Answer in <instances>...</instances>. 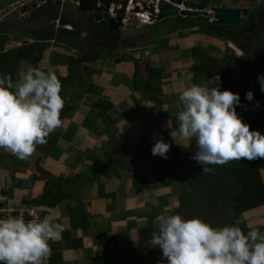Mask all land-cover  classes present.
<instances>
[{"label":"crops","instance_id":"obj_1","mask_svg":"<svg viewBox=\"0 0 264 264\" xmlns=\"http://www.w3.org/2000/svg\"><path fill=\"white\" fill-rule=\"evenodd\" d=\"M13 1L15 0H0V10ZM241 1L223 0L224 5L219 7L238 8ZM37 18L40 17L14 18V27L10 24L14 19L0 21V25H3L0 36H7L4 49L34 41V31L50 21L47 16L46 23ZM13 28L16 33L13 32ZM20 29L25 30L21 36L18 31ZM225 45L227 44L223 39L193 32L173 35L170 39L155 44L150 43L145 50L149 56L143 62L129 58L121 62L97 57L87 59L89 64L86 66L91 72L89 80L101 90V94L84 95L79 101L72 97L68 99L69 107L64 115H60L61 127L47 137L51 143L53 142V145L47 147V152L42 151L44 144L37 145L35 152L27 159H19L13 154L14 160L7 157L0 160V192L5 193L12 204L19 205L23 200L39 196L46 183L55 185L58 183L66 194L67 197L61 203L49 209L50 212L48 210L53 223H60L63 226L60 238L50 241L52 264H94L96 258H101L105 254H112L114 264H125L127 258H130L127 251L138 246V231L147 226H152L153 231L156 230L153 221L157 215H153L152 208L156 209L158 215H171L178 207V196L187 193L200 195L214 191L205 184L196 185V180L190 182V186L182 180H172L168 187H163L156 178H152L148 181L146 189L136 195L132 192L133 176L125 170L119 169L116 175L110 176L97 173L95 174L97 180L93 181L95 185L88 188H84L86 176L83 178L78 175L86 166L101 162L106 152L116 153L131 160L143 157L146 160L150 159L151 162L155 156L151 154L150 149L159 139L170 145L169 156L180 153L189 161V157L197 151L195 138L185 141L172 138L169 134L178 128L177 114L183 109L179 101L180 93L193 84L209 88L219 87L220 90L221 88L225 90L224 86L229 85L226 76L223 80V75L220 83L217 77H212L208 73L213 65L211 62L205 65L208 72H204V69L200 68L199 60L192 56V48L198 49L214 61H220L226 54ZM41 46L43 50L41 61L37 64L31 59L19 61L13 84L22 79L30 67L39 68L46 73L53 72L58 78H65L68 75L69 65L75 76H80L87 70L83 67L80 69L86 59L82 62L78 60L80 61L76 63L78 66L74 67V64L70 63L72 61H67L61 54L71 48H61L53 39L43 41ZM81 52L90 53L88 50ZM82 53L75 56L78 58ZM87 56L86 54L85 57ZM137 65L139 75L135 76ZM151 68L161 69L159 74L150 80L151 87L160 89V92L156 91L147 96L146 82L149 80ZM99 98L113 105L110 114L115 124V137H108L99 110L92 107ZM156 98L160 101L159 105L156 104ZM142 107L146 108L145 112L139 111ZM240 117L246 123V117ZM0 153L4 155L11 152L0 148ZM156 157L160 159V156ZM37 166L50 174L44 177L43 181H35L33 178L35 175H41L36 171ZM257 169L264 186V159L257 163ZM193 172L197 170L193 169ZM91 174L92 172L88 174L87 179ZM65 179H72L71 185H63ZM98 183L104 185L103 193L113 196L111 198L99 196ZM196 200L194 199V203ZM206 201L213 203L211 206H217L215 201ZM194 203L192 210L186 213L183 211L181 214L185 219L197 208ZM69 207L83 209L82 212L90 221L89 226L73 228ZM214 214L211 219L203 216L204 220L212 221ZM240 222L247 228L262 227L261 232L264 233V205L239 214L234 220V226ZM146 248L144 254H147L154 264H167L158 247L148 245Z\"/></svg>","mask_w":264,"mask_h":264},{"label":"clouds","instance_id":"obj_2","mask_svg":"<svg viewBox=\"0 0 264 264\" xmlns=\"http://www.w3.org/2000/svg\"><path fill=\"white\" fill-rule=\"evenodd\" d=\"M46 1L41 4L36 3L39 6L33 9L30 15L47 16L50 18L49 23L46 24L49 27L55 20L64 32L75 34L70 18L59 16V13H56L54 18L47 13L36 14L39 9H43ZM83 1L86 5H90V8L84 11H91L92 14L96 1L91 4L88 0ZM13 2L0 10V16L5 14L6 10L9 11L7 14L13 13L18 6L24 5L16 6ZM49 2L51 3L52 0ZM184 4L177 6L181 11L193 12L187 16L208 14L203 12L205 7L203 10L196 11L186 8ZM75 6L82 9L79 0H76ZM257 6L258 4H254L251 8L241 9L230 7L238 11L239 21L234 25L218 22L214 17L212 8L227 7L212 6L210 12L213 14V19L207 22L214 25L234 26L232 27V33H234L236 27L242 26L243 21L246 22L245 14L253 13V9ZM97 9L101 12L107 8L97 3ZM109 14L112 18V14L110 12ZM21 15L17 16L30 18L27 16L29 13ZM61 18L70 23L61 24ZM157 19L158 17L152 23L146 22L141 25L151 26L159 22ZM135 21L139 24L138 20ZM240 22L242 24H239ZM80 33L82 34L80 40H82L85 34L82 29ZM62 37L69 36L53 34L54 41H60ZM223 40L227 44L225 52L230 54L234 49H231L228 44L233 45V43L228 39ZM66 44L68 46L65 47L76 50L67 42ZM226 54L220 61L212 60L211 64L214 62L217 64L211 66L218 69L217 65L225 61ZM148 56L149 53L144 52L143 60ZM124 57L129 58V56ZM134 60L141 62L136 58ZM212 77L219 78L218 75ZM257 80L260 83V91L264 92V75H258ZM61 89V81L55 73H46L34 67H30L22 79L15 84L8 74L0 77V148L23 160L35 152L37 145L47 143L49 134L62 125L60 113L64 108L65 100L60 95ZM245 99L251 101L253 93L246 92ZM179 101L183 109L177 114L178 128L169 134L172 138L185 141L195 138L197 151L191 159L201 166L202 172L211 171L208 165L223 166L235 160L243 159L251 162L264 159V134L250 130V126L237 113L236 108L241 103L238 93L227 89L221 91L219 87L209 88L193 84L180 93ZM256 103L258 106L259 101ZM169 150L170 145L163 139L156 140L150 149L153 156L164 159H167ZM39 208H45L48 216L30 221H26L22 215L0 219V264H44L46 258L50 256L49 241L60 238L63 226L60 223H53L47 207ZM153 223L156 230L151 233L149 244L161 250L167 264H264V233L258 228H251L245 234L239 226L225 225L214 228L199 218L184 219L179 214L157 215Z\"/></svg>","mask_w":264,"mask_h":264},{"label":"trees","instance_id":"obj_3","mask_svg":"<svg viewBox=\"0 0 264 264\" xmlns=\"http://www.w3.org/2000/svg\"><path fill=\"white\" fill-rule=\"evenodd\" d=\"M105 1V0H104ZM110 2L111 0H106ZM45 14V9H39L36 14ZM51 12H47L50 14ZM88 16L92 18L91 11H87ZM56 15V11L50 14L51 17ZM85 21V20H84ZM88 21V20H87ZM244 23V21H243ZM88 24V23H87ZM239 24H242L241 22ZM237 24V25H239ZM89 25V24H88ZM236 25V26H237ZM99 27H104L103 25H99ZM108 27V26H107ZM197 30L199 33L205 34L207 36H218L222 39H228L232 37L234 40V36H232V27L234 26H223L219 24H197ZM107 29V28H106ZM109 29V30H108ZM107 31L112 32L108 27ZM90 28L82 29L83 34H87ZM35 40L30 43H25L19 46L10 47L4 49V44L6 42L7 36H0V77L8 74L11 76L12 81L14 80V74L18 70V63L21 60L31 59L34 64H37L42 59V46L41 42L53 39V34L51 32V28L48 25H43L40 28H37L34 31ZM241 37V34L239 35ZM61 39L66 40L70 47L78 50L79 52L88 50L91 52L93 46L81 42L80 38L70 39V37H62ZM233 40V41H234ZM238 46L241 43H237ZM91 48V49H90ZM98 49L97 47H95ZM100 49V48H99ZM95 52V49H94ZM93 52V54H94ZM264 53V51H263ZM192 56L196 57L200 62V68L204 69V72H208L205 68L207 63L213 62L211 58H209L206 54L199 51L196 48H192ZM226 59H228L229 53L226 54ZM264 58V57H263ZM125 57H120L116 59V62L124 61ZM264 64V60H262ZM213 64H217L214 62ZM212 67L208 72L211 76L218 75L219 78L223 77V73L221 71H213ZM86 69V68H84ZM216 69V68H215ZM69 73L65 78H58L61 81L62 89L60 92L61 97L65 100L64 108L61 111L60 115H64L66 110L68 109V99L70 97L75 100H81L84 95H96L99 96L101 94V90L92 84V82L88 78L87 70L83 71L80 76H75L71 65H69ZM136 75H139V66H136ZM161 69L157 70L155 68H151L149 71V80L146 82V94L147 96L151 95V93H155L156 91L160 92V89H153L150 85V80L158 73ZM85 74L87 77H85ZM159 74V73H158ZM136 88V87H135ZM226 89V87H224ZM77 89V91L75 90ZM221 90H224L221 88ZM263 100L264 98H256V102L259 100ZM156 104L159 105L160 101L156 98ZM263 101H259V104L263 103ZM257 105V103H255ZM93 108L99 110V115L102 118L105 127L106 133L108 137H115V124L110 114V111L113 109V105L111 102L106 101L105 99L99 98L96 103L92 105ZM242 107V106H241ZM241 109V108H240ZM139 111L145 112L146 108H139ZM254 112L253 115H247L246 123L250 126V130L259 131L261 134H264V106H259ZM238 113V111H237ZM240 114V113H238ZM53 145L49 139H47V143L44 144L42 151L47 152L48 146ZM125 149H130L125 147ZM138 151V150H137ZM141 152V151H138ZM180 153L175 154L174 156H169L167 153V159L176 158ZM7 157L10 160H14V155L12 153L1 154L0 159ZM160 159H164L160 157ZM263 159H256L253 161L247 160H235L227 163L223 166H214L213 170L208 173L203 172V179L205 180V185L210 186L214 189V191H207L206 194H195L187 193L177 197L178 207H176L171 215L174 214H183V211L186 213L188 210L193 209L194 199H197L194 203L196 207H198L199 215H203L204 217H210L214 211L219 213L222 224L233 226V221L237 218V216L245 211L260 207L264 205V186L261 181L257 163L262 161ZM149 160L146 158H137V159H126L124 157L118 156L116 153L106 152L104 158L101 162H95L92 166H86L82 173L78 176H82L85 178V187L88 188L93 184V181H96L97 176L95 174H105L107 176L116 175L119 169L125 170L128 173L132 174V192L136 195L142 193L144 189H146L148 181L152 178H156L157 181L163 186L168 187L172 180H184L188 186H190V181L185 179V177L181 174H178L173 177L162 178L158 170L148 171L144 167H148ZM143 167V168H140ZM36 171L41 175H35L33 178L35 181H43L44 177H48L50 174L37 166ZM92 172L90 178L87 179L88 174ZM175 175V174H174ZM181 175V176H180ZM203 182V183H204ZM56 183V182H55ZM72 179H65L63 185H71ZM99 187H104L103 184L98 183ZM53 190H56L54 192ZM100 196L111 198L112 194L100 193ZM66 194L63 192L62 188H60L55 184H48L44 187V190L41 194L30 200H23L22 204L31 207H47L48 209H53L59 203H61L65 198ZM208 201H215L217 206H208L211 205ZM205 202V204H202ZM213 204V203H212ZM193 205V206H192ZM83 209H78L77 207H69V216L71 225L73 228H83L88 227L90 221L86 218L85 213L82 212ZM153 215H158L156 209L152 208ZM186 215V214H185ZM206 220V219H205ZM242 231L247 234L250 229L242 228L243 225L238 224ZM258 228L261 232L263 230L262 227H254ZM153 232L152 226H147L138 231L139 241L138 246L134 249H129L127 252L130 256L129 264H154L151 258L146 254H144L146 247L149 244V240L151 238V233ZM53 261L51 257V262ZM94 264H114L112 254H105L101 258H96L94 260Z\"/></svg>","mask_w":264,"mask_h":264},{"label":"rangeland","instance_id":"obj_4","mask_svg":"<svg viewBox=\"0 0 264 264\" xmlns=\"http://www.w3.org/2000/svg\"><path fill=\"white\" fill-rule=\"evenodd\" d=\"M42 1H46V0H16L13 2V4L16 6L20 4L21 5L24 4L22 5L23 7L18 6L13 11V13H8V14L7 12L9 11L6 10V13L0 16L1 21H6V19L19 18L18 16H22L21 12H24L25 8L27 7L32 8L33 5H35L36 3L41 4ZM95 1L96 3L94 6V10L95 12L98 13L96 14L95 12H93L92 15L94 16V18L88 21L85 20L86 18L85 13L79 12L76 9L75 6L76 0H54V1L52 0L51 3L49 2V0H47L46 3L43 4L45 5L43 8L45 9L46 13L47 12L53 13L54 11H56L57 14L59 13V16L62 15L65 18H70L72 20L71 25L74 27L73 31H76L75 34L73 35H71V33L70 34L66 33L63 31L62 28H60L61 26L59 24H56V21L53 20L50 25L51 26L50 28H51V32L55 36L58 33L61 36L63 35L69 36L70 39L79 40L77 36L78 35L82 36V34L80 33L81 29L84 28L88 29V27L90 28L91 26V30L90 31L88 30V33L85 34L83 39L81 40V42H85L91 45V47L93 46L89 54L86 52L82 53L79 52L78 50H73V49L65 50L68 51L69 53L65 51H64L65 54L64 52L61 53L66 57L65 59L67 61L69 60L72 61L70 63L74 64V67L78 66V64L76 63H79L80 61L82 62L83 60L86 59L85 63L82 62L80 69L81 67L87 69L88 78H89L90 70L86 66V64H89L87 63V59H92L93 57H97L103 60L105 58L106 60L115 61L120 57L129 56V59L133 60L134 58H136L138 61L143 62V55L147 45H149L150 43L155 44L159 41H166L170 39L173 35L193 33V32L197 33L198 32L196 29L197 24H203L207 26L208 22H210V20L213 19V14L210 12L212 6L224 5L222 4L223 0H181L182 3L195 2L204 5L205 10L203 12L204 13L207 12L208 14L205 15L199 13L194 16H187L185 14H180L175 17H168L167 19L154 23L149 27L138 24L135 21L133 14L127 13L122 8L121 10L116 8L114 10V14L112 18L120 19V26H118V28L114 30L111 29L108 24V19H110L111 17L107 9L101 10V12L99 10L96 11L97 3H100L101 0H88L90 4L91 2H95ZM119 1L120 0H111L110 2H107L105 0L107 4L111 2L117 4L119 3ZM122 3L123 5H125L127 3V0H124ZM254 4H258V6L255 9H253V13L245 14L246 22L243 23L242 26L236 27L235 32L232 33V36H234L235 40L231 37L230 41L233 43V45L231 43H229L228 45L231 47V49L232 48L234 49L233 52L229 54L228 59L217 65L218 69L213 68L212 71V72L221 71L224 74L223 80L225 79V76L227 77V80H229V85L228 86L225 85L224 87H226L227 90L239 94L241 103L240 106L236 109V111L240 113L239 114L240 116L242 117L245 116L246 118L247 115L255 114L254 113L256 112L255 110L259 106L261 105L264 106V101L262 99L259 101H263V103L258 104V106L255 104L256 98H260V97L264 98V92L260 91V83L257 80L258 75H264V64L262 62V60H264L263 58L264 57V53H263L264 0H242L238 6L240 7V9L244 7L251 8L252 6H254ZM27 16H30V18L40 17L37 19L45 23L48 20L46 17L41 15L35 16V15H30L29 13V15ZM129 16L132 17L130 22L123 24L121 20ZM11 21H12L10 23L11 27L12 26L14 27L15 19ZM99 25H103L107 29L109 27L112 32L107 31V29L104 27H99ZM2 29H3V25H0V30ZM18 31H19V36H21L22 31L25 30L20 29ZM13 32L16 33V30H14V28H13ZM240 34L241 37L239 36ZM79 38L81 37L79 36ZM239 42L241 43L240 46L237 45V43ZM56 43H58L60 45L59 47L61 48L67 45L65 40L63 39L60 41L56 40ZM95 47H100V49H96ZM77 53H82V55L77 58L75 56ZM86 54L88 55L87 57H85ZM85 77H87L86 74ZM217 80L221 83V78H218ZM199 84L201 83L199 82ZM248 91H251L253 93V99L251 101L245 99V93ZM199 167L200 165H198L194 160H192L191 157H189V161H187L185 160V156L183 154H179L176 158L173 159H159V157L155 156L151 159V162L149 163L148 167H144V168L148 171H154L159 169V173L162 178L173 177L178 174H181L185 177V179H188V181L193 182L194 180H196V185L198 184L199 186H203L205 184L204 182L205 180L203 179L202 169ZM208 167L211 170H213L214 168V166L212 165H208ZM193 169L197 170V172H193ZM184 183L188 186V184L185 181ZM93 185L95 184H92L90 187H92ZM97 191H98V195L100 196V193L104 192V187L97 186ZM0 194L2 196L7 197V195L3 192L2 193L0 192ZM13 205L16 204L13 203ZM214 212L217 213L216 211ZM181 217L185 219L183 215ZM194 217L199 218L203 222H209V225H211L214 228H220L224 226L222 224L219 213L217 215L214 214V218L212 220L213 222L207 221L204 220L203 215H199L198 207H197L194 210V212L191 214V216L187 217L186 219H191ZM211 217L212 215L210 216V219ZM239 224L243 225L242 228L245 227V229H251V228H247L245 224L242 222H240ZM129 262H130V258L128 257L127 262L125 264H129Z\"/></svg>","mask_w":264,"mask_h":264},{"label":"built area","instance_id":"obj_5","mask_svg":"<svg viewBox=\"0 0 264 264\" xmlns=\"http://www.w3.org/2000/svg\"><path fill=\"white\" fill-rule=\"evenodd\" d=\"M124 0H120L119 3L115 4L111 2L107 4L103 0L100 1L99 4L106 7L108 12H110L113 16L114 10L116 8L124 9L127 13L133 14L135 20L139 21V24H143L146 22H154L159 14V3L160 0H127V3L123 5ZM44 1H42L43 3ZM39 4L32 6V8H25L24 12L21 14H28L33 11V9L38 8ZM132 17H126L121 20V22L127 23L130 22ZM141 22V23H140ZM23 216L26 221L30 220H40L45 216H48V213L45 208H37L27 206L25 204L13 205L7 197L2 196L0 194V219H6L8 216ZM49 245L51 248V254L48 258H46L44 264H52V247L49 241Z\"/></svg>","mask_w":264,"mask_h":264},{"label":"water","instance_id":"obj_6","mask_svg":"<svg viewBox=\"0 0 264 264\" xmlns=\"http://www.w3.org/2000/svg\"><path fill=\"white\" fill-rule=\"evenodd\" d=\"M169 2L162 0L159 5V14H158V21L167 19L168 17H175L180 14L189 15L190 13H193L191 10H180V8L177 6L182 3L181 0H169ZM86 2L83 0H79L80 7L83 10H87L90 8V5H86ZM184 6L186 8L203 10L204 5L199 3H193V2H185ZM212 11L214 12V17L216 21L222 22L225 24L234 25L239 21L238 11L234 8H212ZM196 14V13H195ZM60 23H70V21L65 20L63 18L60 19ZM108 24L111 29L116 30L118 26H120V19H114L110 18L108 19Z\"/></svg>","mask_w":264,"mask_h":264},{"label":"flooded vegetation","instance_id":"obj_7","mask_svg":"<svg viewBox=\"0 0 264 264\" xmlns=\"http://www.w3.org/2000/svg\"><path fill=\"white\" fill-rule=\"evenodd\" d=\"M79 12H82V13H85V15H86V18H85V20H92L91 19V17L90 16H88V13H87V11H84V10H82V9H80V8H76ZM98 9H96V11H97ZM93 12H95V10L94 9H92V13ZM96 14L98 13V12H95ZM94 13V14H95ZM92 15V14H91ZM92 17H94L93 15H92ZM80 35H78L77 37H79Z\"/></svg>","mask_w":264,"mask_h":264},{"label":"bare ground","instance_id":"obj_8","mask_svg":"<svg viewBox=\"0 0 264 264\" xmlns=\"http://www.w3.org/2000/svg\"><path fill=\"white\" fill-rule=\"evenodd\" d=\"M162 0H160V2H161ZM165 1H167V2H169L170 3V1L169 0H165ZM159 5H160V3H159ZM181 10V9H180Z\"/></svg>","mask_w":264,"mask_h":264}]
</instances>
